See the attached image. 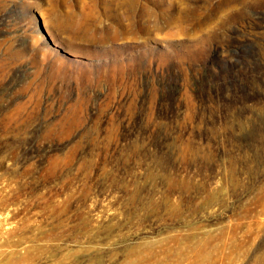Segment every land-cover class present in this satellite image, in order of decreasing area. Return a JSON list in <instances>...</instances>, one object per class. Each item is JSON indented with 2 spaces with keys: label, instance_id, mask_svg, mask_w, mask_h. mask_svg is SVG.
Segmentation results:
<instances>
[{
  "label": "rangeland",
  "instance_id": "1",
  "mask_svg": "<svg viewBox=\"0 0 264 264\" xmlns=\"http://www.w3.org/2000/svg\"><path fill=\"white\" fill-rule=\"evenodd\" d=\"M261 258L264 0H0V264Z\"/></svg>",
  "mask_w": 264,
  "mask_h": 264
},
{
  "label": "bare ground",
  "instance_id": "2",
  "mask_svg": "<svg viewBox=\"0 0 264 264\" xmlns=\"http://www.w3.org/2000/svg\"><path fill=\"white\" fill-rule=\"evenodd\" d=\"M257 227H259V225H258ZM245 229H246V228H245ZM245 229H244V230H245ZM246 230H247V229H246ZM230 232H231V231H230ZM235 232H236V231H235ZM235 232H234V233H235ZM236 233H237V232H236ZM247 233H248V232H247ZM247 233H246V234H247ZM230 235H231V233H230ZM244 235H245V234H244ZM220 237H221V236H220ZM223 237H224V236H223ZM229 237H230V236H229ZM232 237H233V235H232ZM212 238H213V237H212ZM242 238H243V237H242ZM247 238H248V237H247ZM209 239H210V238H209ZM229 239H230V238H228V240H229ZM241 240H242V239H241ZM205 241H206V240H205ZM208 241H209V240H208ZM244 241H245V240H244ZM221 242H222V241H221ZM230 242H231V240H230ZM233 244H234V243H233ZM233 244H232V245H233ZM235 244H236V243H235ZM239 244H240V243H239ZM205 245H206V243H205ZM208 245H209V243H208ZM203 246H204V244H203ZM194 247H195V246H194ZM200 247H202V246H200ZM205 247H206V246H204V248H205ZM234 247H235V248H234L233 250H238V249L240 248V246H237V245H236V246L234 245ZM215 248H216V247H215ZM217 249H218V248H217ZM196 250H197V248H196ZM199 250H200V249H199ZM211 250H212V249H211ZM202 251H203V250H202ZM202 251L200 250V252H198V254H197V256H198L199 258H203V257L206 255V253H205V255L203 256ZM219 251H220V248H219ZM195 252H196V251H195ZM192 253H193V252H192ZM208 253H210V252H207V254H208ZM212 254H213V253H212ZM218 254H219V253H218ZM227 254H228V253H227ZM227 254H226V255H227ZM208 255H209V254H208ZM208 255H207V257H208ZM219 256H220V255H219ZM198 257H197V258H198ZM209 257H210V256H209ZM223 257H224V255H223ZM214 258H215V257H214ZM205 259H207V258L205 257L204 260H205ZM217 259H218V258H217ZM202 260H203V259H202ZM208 260H209V259H208ZM213 260H214V259H213ZM213 260H212V261H213ZM263 260H264V258H261V262H262ZM197 262H198V261H197ZM213 262H214V261H213ZM256 262H257V261H256ZM192 263H193V262H192ZM202 263H203V261H202ZM217 263H218V262H217ZM177 264H178V263H177ZM209 264H210V263H209ZM222 264H223V263H222Z\"/></svg>",
  "mask_w": 264,
  "mask_h": 264
}]
</instances>
